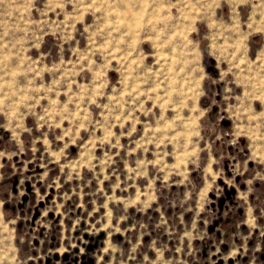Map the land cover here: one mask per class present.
<instances>
[{"label": "rangeland", "instance_id": "1", "mask_svg": "<svg viewBox=\"0 0 264 264\" xmlns=\"http://www.w3.org/2000/svg\"><path fill=\"white\" fill-rule=\"evenodd\" d=\"M29 128L61 157L136 147L155 187L192 176L215 215L236 177L264 186V0H0V137Z\"/></svg>", "mask_w": 264, "mask_h": 264}, {"label": "crops", "instance_id": "2", "mask_svg": "<svg viewBox=\"0 0 264 264\" xmlns=\"http://www.w3.org/2000/svg\"><path fill=\"white\" fill-rule=\"evenodd\" d=\"M28 132L0 137V264H33L28 252L43 264L72 249L79 230L101 234L96 264H264V186L236 177L233 206L242 212L216 222L194 177L155 187L136 147L97 142L85 154L71 144L61 157L67 147L56 133L46 144Z\"/></svg>", "mask_w": 264, "mask_h": 264}, {"label": "flooded vegetation", "instance_id": "3", "mask_svg": "<svg viewBox=\"0 0 264 264\" xmlns=\"http://www.w3.org/2000/svg\"><path fill=\"white\" fill-rule=\"evenodd\" d=\"M231 189H233V188H231ZM226 191H228V197H227V195H226ZM234 195H235V189H234V192L233 193H231L230 192V189L229 190H225L224 191V193L222 194V195H220L219 197H217L216 198V201L215 202H212L211 204H213L214 203V207H212V209L215 211V213H216V215H217V217H216V222H222L223 221V210H225V211H227L228 213L229 212H234V214H236V212H237V215H239V213H241L242 212V209L241 208H234V206H233V202H234V200H233V197H234ZM220 197H224V202H223V205H222V209H219L218 208V199L220 198ZM225 206H226V208H225ZM230 206H231V208H233L232 210L230 209ZM230 220V218H227V219H225L224 221L225 222H228ZM85 235L86 234H84V237H85ZM89 237H93V236H88V235H86V242L85 243H81V247L78 245V246H76V247H74L73 249H72V252H70L71 254H72V256L69 254V257H77V259L76 260H74V262L73 263H80L83 259L81 258V256L83 255V254H86V257L87 256H89V255H91V256H94V252H95V250L98 248V244H99V241H98V239L97 238H94L93 237V239L92 240H90L89 239ZM97 239V247L96 248H94L92 251H90V252H88L87 251V249H86V246L89 244V243H91V242H93L94 240H96ZM80 243V241H77V243ZM81 248L82 249H84V251H81ZM74 249H77L76 251H74ZM65 253H69V252H65ZM62 255L64 254V252L63 253H61ZM61 254H58V253H56L55 255H53L52 257H54V259L55 260H60V262H61V260H62V255ZM262 256H263V258H262ZM261 256V259L262 260H264V255H262ZM94 258H95V261H94V264H95V262H96V257L94 256ZM33 260V259H32ZM34 260H33V264H34ZM47 262H50V258H47ZM37 263L38 264H42L41 263V261H37ZM43 264H46V261L43 263ZM64 264V263H63Z\"/></svg>", "mask_w": 264, "mask_h": 264}, {"label": "water", "instance_id": "4", "mask_svg": "<svg viewBox=\"0 0 264 264\" xmlns=\"http://www.w3.org/2000/svg\"><path fill=\"white\" fill-rule=\"evenodd\" d=\"M230 192L233 193L234 189H230ZM226 195L228 197V191H226ZM211 197L214 198V195H211ZM223 202H224V197H220L218 199V205H217L219 209H222ZM211 206L214 207V203L211 204ZM225 208H226V206H225ZM85 237H86V235H85ZM100 237H101V234L97 237V239L100 238ZM89 239L92 240L93 237H89ZM97 239L94 240L93 242L89 243L86 246V249H87L88 252L92 251L94 248L97 247V242H98ZM76 250L77 249H74V251H76ZM81 258L83 260L80 263H77V262L73 263L74 260L77 259V257H69V253H64L62 255V261L65 262L64 264H94V261H95L94 256L89 255V256L86 257V254H83L81 256ZM262 258H263V256H262Z\"/></svg>", "mask_w": 264, "mask_h": 264}]
</instances>
